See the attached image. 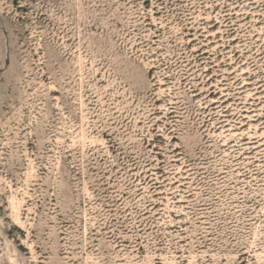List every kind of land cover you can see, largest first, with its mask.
I'll use <instances>...</instances> for the list:
<instances>
[{"label": "rangeland", "instance_id": "1", "mask_svg": "<svg viewBox=\"0 0 264 264\" xmlns=\"http://www.w3.org/2000/svg\"><path fill=\"white\" fill-rule=\"evenodd\" d=\"M0 264H264V0H0Z\"/></svg>", "mask_w": 264, "mask_h": 264}]
</instances>
